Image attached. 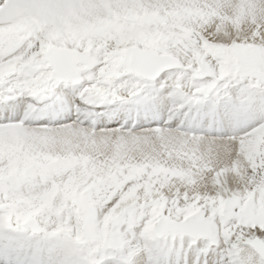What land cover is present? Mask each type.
I'll list each match as a JSON object with an SVG mask.
<instances>
[{
	"label": "clouds",
	"instance_id": "clouds-1",
	"mask_svg": "<svg viewBox=\"0 0 264 264\" xmlns=\"http://www.w3.org/2000/svg\"><path fill=\"white\" fill-rule=\"evenodd\" d=\"M0 7V98L18 109L0 126V264H121L129 253L151 264L161 244L167 264H206L205 250L212 264H261L252 217L239 213L264 204V113L251 115L264 103V0ZM48 90L159 127L53 117ZM209 123L224 135L202 134Z\"/></svg>",
	"mask_w": 264,
	"mask_h": 264
},
{
	"label": "snow or ice",
	"instance_id": "snow-or-ice-1",
	"mask_svg": "<svg viewBox=\"0 0 264 264\" xmlns=\"http://www.w3.org/2000/svg\"><path fill=\"white\" fill-rule=\"evenodd\" d=\"M27 3V0H21L19 5H23ZM2 6V4H0ZM20 11H24L23 8H20ZM70 57L71 54L68 52H53L51 54V60L54 66H62L67 67L70 63ZM48 95L51 96L50 103L46 106L43 111L49 112L53 117H56L58 114L66 113V112H75L79 115L81 121H88L95 125L97 117L102 115L107 120V127L108 128H117V127H123V128H132L136 129L138 127H159L158 123L145 125L143 121H140L137 123L136 121L132 120H121V119H114L113 113H97L95 111H89V110H83L78 105H73L69 100L65 101L63 98L59 96H55L52 94L51 90H48ZM142 104H147V98H145L143 101H141ZM13 111H18V109L15 108L11 104V101L8 99L0 98V126L8 125L10 124L14 119L17 117L12 115ZM264 113V103L260 105V112H253L251 115L255 116L258 114ZM64 119L71 120L72 116L68 115L65 116ZM57 123H60V120L56 121ZM41 125L44 128H48V124L45 121L40 122ZM199 131L202 134H206L211 137H217L224 135L221 127L218 124L209 123L207 129H199ZM188 175L191 176V173L189 172ZM185 200H189L190 198L188 196L184 197ZM234 209H240V205H234ZM240 215L249 214L252 217V223L256 227L257 231V239L255 240V244L257 245V254L260 257L261 264H264V239H260V237H264V204H253L250 207L244 208L240 213ZM2 251V249H0ZM172 249L168 248L166 244H161L158 248L155 250L149 249V261L151 264H167L168 257L172 254ZM206 264H212V260L210 256L207 253V250H205V256H204ZM177 261L179 262V254L177 253ZM121 264H134V253H129V255L125 258H122ZM135 264H141L140 261H135Z\"/></svg>",
	"mask_w": 264,
	"mask_h": 264
},
{
	"label": "bare ground",
	"instance_id": "bare-ground-1",
	"mask_svg": "<svg viewBox=\"0 0 264 264\" xmlns=\"http://www.w3.org/2000/svg\"><path fill=\"white\" fill-rule=\"evenodd\" d=\"M21 2V0H0V3L2 6H9L7 7V11L9 15L12 16H18L21 11L19 8L14 7V5H18ZM5 11L4 7H0V12Z\"/></svg>",
	"mask_w": 264,
	"mask_h": 264
}]
</instances>
